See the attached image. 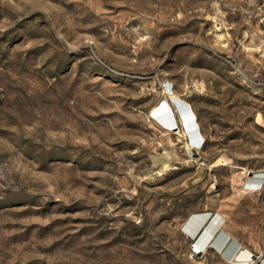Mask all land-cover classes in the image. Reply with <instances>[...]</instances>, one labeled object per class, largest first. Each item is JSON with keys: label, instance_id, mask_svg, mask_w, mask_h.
<instances>
[{"label": "rangeland", "instance_id": "1", "mask_svg": "<svg viewBox=\"0 0 264 264\" xmlns=\"http://www.w3.org/2000/svg\"><path fill=\"white\" fill-rule=\"evenodd\" d=\"M262 1L0 0V264H262Z\"/></svg>", "mask_w": 264, "mask_h": 264}, {"label": "bare ground", "instance_id": "2", "mask_svg": "<svg viewBox=\"0 0 264 264\" xmlns=\"http://www.w3.org/2000/svg\"><path fill=\"white\" fill-rule=\"evenodd\" d=\"M257 181L262 180L256 178V176L252 178L251 175H249V182ZM212 218L213 214L206 212L203 215L194 217L186 226V231L191 236L196 239L199 238L195 245L199 248L200 253H203L207 248H216L227 260L233 259L238 262H249L251 252L241 248L240 244L224 229L219 230V228L222 227L223 220H219L216 217L215 220H213L214 218ZM203 230L205 231L203 232ZM202 232L203 234L201 235ZM262 264H264V260Z\"/></svg>", "mask_w": 264, "mask_h": 264}, {"label": "built area", "instance_id": "3", "mask_svg": "<svg viewBox=\"0 0 264 264\" xmlns=\"http://www.w3.org/2000/svg\"><path fill=\"white\" fill-rule=\"evenodd\" d=\"M259 15L262 21H264V0L259 5ZM190 254L191 256H199L201 254L199 248L195 245V243L191 244Z\"/></svg>", "mask_w": 264, "mask_h": 264}, {"label": "crops", "instance_id": "4", "mask_svg": "<svg viewBox=\"0 0 264 264\" xmlns=\"http://www.w3.org/2000/svg\"><path fill=\"white\" fill-rule=\"evenodd\" d=\"M263 174H264V171L263 172H259V173H256L255 175H254V177L256 176V178H258V179H260V180H262L263 181ZM262 181H257V182H248V185L249 186H251L252 188H258L260 185H261V183H262ZM253 190H255V189H253ZM216 218L217 219H219V220H223V216H216ZM224 221V220H223ZM264 259H262V261H263ZM261 261V262H262Z\"/></svg>", "mask_w": 264, "mask_h": 264}, {"label": "water", "instance_id": "5", "mask_svg": "<svg viewBox=\"0 0 264 264\" xmlns=\"http://www.w3.org/2000/svg\"><path fill=\"white\" fill-rule=\"evenodd\" d=\"M262 201H263V203H264V197L262 198ZM254 258V257H253Z\"/></svg>", "mask_w": 264, "mask_h": 264}]
</instances>
